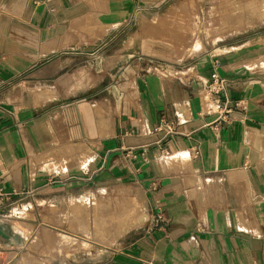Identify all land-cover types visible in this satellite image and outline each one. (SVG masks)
<instances>
[{
    "label": "crops",
    "instance_id": "1",
    "mask_svg": "<svg viewBox=\"0 0 264 264\" xmlns=\"http://www.w3.org/2000/svg\"><path fill=\"white\" fill-rule=\"evenodd\" d=\"M136 6L0 0V186L15 201L66 188L83 202L93 182L135 187L147 229L115 247L87 241L66 264H264V33L217 44L188 69L115 70L106 40ZM92 14L117 26L92 38ZM214 76L226 84L211 101L227 102L229 120L203 101ZM81 146L97 158L54 171L55 156L75 163ZM18 222L32 223L0 204V264L27 253Z\"/></svg>",
    "mask_w": 264,
    "mask_h": 264
},
{
    "label": "rangeland",
    "instance_id": "2",
    "mask_svg": "<svg viewBox=\"0 0 264 264\" xmlns=\"http://www.w3.org/2000/svg\"><path fill=\"white\" fill-rule=\"evenodd\" d=\"M135 1V20L120 25L106 40L105 57L109 66H115L118 62L115 70L132 61L139 63L140 68H149L157 73H164V69L170 66L188 69L199 56L214 52L217 44L264 33V27L261 28L264 26V15L260 12L253 16L243 14V9L253 7L250 4L254 0ZM243 15L244 19H241ZM115 26L117 24L113 23L101 25L95 21L94 14L87 23L92 38L96 33L103 34ZM196 41L200 45L191 51V45ZM92 47L94 46L87 52L95 57L96 49ZM72 58H75L73 63H80L84 59L79 55ZM191 72L189 69L187 74ZM210 97L207 93L203 98L207 110L213 108ZM87 149L92 155L91 161H94L97 158L95 151ZM48 158L49 156L44 157V162L51 161ZM32 167L35 168V165L32 164ZM54 171L60 170L55 167ZM47 195L38 198L36 202L23 201L20 208L22 210L19 213L13 212V215L32 222L28 225L24 222L17 223L30 239L25 248L27 253L20 254L23 255L20 259V256L16 257L19 259L16 264H53L55 260L66 264L68 256L90 247L87 241L96 246L115 247L132 231L147 229L149 216L144 223L126 231L118 228L115 219L112 221L114 214L124 219L129 218L128 214L122 213L125 208H133L134 212H147L144 201L137 198L132 185L93 182L85 192V202L70 200L73 194H67L66 188ZM60 236H64L71 244L52 247L51 238Z\"/></svg>",
    "mask_w": 264,
    "mask_h": 264
},
{
    "label": "bare ground",
    "instance_id": "3",
    "mask_svg": "<svg viewBox=\"0 0 264 264\" xmlns=\"http://www.w3.org/2000/svg\"><path fill=\"white\" fill-rule=\"evenodd\" d=\"M250 5H253V7L251 8V9H243V14L244 15H246L247 13V16H253V15H255L257 12H260V14L261 15H264V0H254ZM232 15V14H231ZM244 15L243 16H241L242 18L241 19H244ZM237 24V23H236ZM198 44H199V41H196L193 45H191V51H192V49L194 48V47H197L198 46ZM200 45V44H199ZM196 50V49H195ZM194 50V51H195ZM98 113H99V111H98ZM83 146V145H82ZM81 146V148H79V155L77 156H74V158L75 157H77L76 158V160H75V163H74V160H73V164L71 163V162H69V163H67L66 161H67V159H65V158H63V159H60V158H58V160H56L57 159V156H53L55 159H53L52 161L56 164V168H58V170H60V171H63V170H68V169H70L71 167H73V166H79V167H83L84 165H86L87 164V162L92 158V155L90 154V155H87V153H85L86 151H83L84 150V148ZM68 148V147H67ZM64 149V148H63ZM71 149V148H70ZM61 150V149H60ZM69 152H70V150L69 149H67ZM61 154H63V153H61ZM67 154H68V152H67ZM71 154V153H70ZM54 155V154H53ZM56 155V154H55ZM45 156V155H44ZM52 156V155H51ZM60 156H62V155H60ZM65 156V155H64ZM52 157V158H53ZM42 157H40V159H41ZM50 158V157H49ZM48 158V160H51V158L49 159ZM62 158V157H61ZM74 158H72V159H74ZM44 159V158H43ZM42 160V159H41ZM47 160V159H46ZM66 160V161H65ZM44 161V160H43ZM65 161V162H64ZM72 161V160H71ZM47 162V161H46ZM49 162H51V161H49ZM48 162V163H49ZM47 163H45V165H46ZM54 165V164H53ZM50 166V165H49ZM51 167V166H50ZM54 167V166H53ZM52 168V167H51ZM57 170V169H56ZM89 200V199H88ZM77 201H79V200H77ZM77 201H73V202H77ZM74 204V203H73ZM20 210H22V209H19V208H16L15 210H14V212L15 213H19V211ZM122 213L123 214H128L129 215V218H121V216L120 215H116V214H114V218L112 219V221L114 222V219H115V221H116V223H117V226H118V228L120 229V230H122V229H124L123 231H126V230H128L129 228H131V227H135V226H137V225H139V224H141L147 217H148V214L146 213V212H144V211H139L138 213H137V210H136V212H134V210H133V208L131 209V210H129V209H127V208H125V209H123V211H122ZM144 223V222H143ZM52 236H54V235H52ZM53 238V237H52ZM51 238V246L53 247V246H60L61 244H65V245H67V246H69V244H71V243H69V241H67L66 239H65V237L64 236H60V237H56V238H53L52 239ZM41 264H43V263H41Z\"/></svg>",
    "mask_w": 264,
    "mask_h": 264
},
{
    "label": "built area",
    "instance_id": "4",
    "mask_svg": "<svg viewBox=\"0 0 264 264\" xmlns=\"http://www.w3.org/2000/svg\"><path fill=\"white\" fill-rule=\"evenodd\" d=\"M226 81L223 78L214 76V80L211 84L208 85L207 90L210 96L220 93L225 88ZM213 110L219 111L222 114L223 120H229V112L232 110L231 107L227 105L226 101H223L218 98H213ZM165 124V123H164ZM169 131H172L174 128L167 124L164 125ZM23 201L25 200H12L11 194L6 192L2 186H0V204L4 205L5 212L8 215L13 214V210L16 208H22ZM32 201V200H31ZM33 202H36L35 200ZM7 209V210H6Z\"/></svg>",
    "mask_w": 264,
    "mask_h": 264
}]
</instances>
